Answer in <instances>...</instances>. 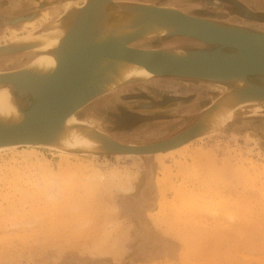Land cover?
I'll list each match as a JSON object with an SVG mask.
<instances>
[{"label": "rangeland", "instance_id": "rangeland-1", "mask_svg": "<svg viewBox=\"0 0 264 264\" xmlns=\"http://www.w3.org/2000/svg\"><path fill=\"white\" fill-rule=\"evenodd\" d=\"M148 1H156L157 4H152L159 6L175 5L190 15L195 14L194 16L264 32V0ZM28 4L30 0H0V33L3 34L7 26L19 27V24L12 20L35 8L31 4L28 8ZM245 11L253 13L255 17H247L244 15ZM38 13L40 12L36 14ZM49 14L50 18L56 16L52 11ZM180 40L184 45L187 43L186 37ZM9 60L6 59L5 63ZM166 78L164 81L146 84L137 89H122L106 99L98 98L86 106L82 113L88 123L102 125L112 138L122 143L141 145L174 136L193 122L197 117L196 106L209 100V95L203 94V89L192 86V82L185 78ZM170 79L174 81L170 82ZM250 80L254 82L252 78ZM198 96L202 97L200 101L195 99ZM31 103L32 100L26 93L20 106L22 104L26 109ZM144 116L150 118L146 119ZM237 118L204 140L194 141L190 147L191 150L200 146L204 150L212 149L217 160L219 159L218 162L229 158L228 161L230 160L229 163L233 166L238 165L239 163H236L239 160L240 164L246 166L251 188L242 186L243 182L240 181L234 197H239L240 202L245 201L241 199L246 196L251 197L252 201H246L254 212L247 222L237 216L225 214L218 199L213 200L218 205H211L209 212H205L204 207L199 213L191 212L181 206L182 202L188 199V195L178 196L168 187L169 184H186L196 195L200 194L203 189L199 188L198 178L204 174L209 176V170H216L215 167L208 166L205 171L197 167L196 173L187 172L186 177H179L177 175H180L181 171L171 158H167L165 162L170 166L171 178L167 184L158 186V183H161L158 178L162 177L151 156H145L143 160L138 157L140 162L135 163L133 158L126 155L98 154L94 158L78 155L77 160L70 159L71 164L84 165L85 170L73 169L70 179L75 189L80 193V188L84 185L101 186L99 185L100 191L96 190V195L87 197V194H83L86 196V203L83 197L81 200L88 217H76L78 220L74 221V225L82 226L84 220H91L84 222L86 225L82 227H62L58 233L55 230L49 232L45 225L32 221L28 216V224H14L20 213L27 209V205L14 200L12 188L0 181V253L3 254L0 256V264H210L212 260L215 264H264V197L260 194V188L264 186V172L259 175L247 162L251 159L253 164L261 167V171L264 170V120ZM246 134L253 135L256 143L246 140ZM40 151L50 165L56 166L59 162L56 151L46 148H40ZM8 158L6 153L1 152L0 164L5 163ZM186 158L187 156H184V160H181L190 163ZM218 166L221 171L222 165L219 163ZM189 169H194V166L189 165ZM96 170L103 174V179L89 178L90 171ZM4 172L8 173L9 170L0 169V176H3ZM8 177L13 179L11 172L5 176ZM27 177L28 174L25 179ZM37 177L39 182L41 175L37 174ZM25 179L21 180L22 185ZM121 181H129L130 186L123 187ZM178 212L195 218L193 222L194 218H189L190 224L194 226L192 230L211 233V238L206 236L204 240L199 241L203 251L208 254L206 258H210L209 262L192 253H186V244L178 236L167 232V228L159 222L162 216L176 218ZM72 213L74 212L68 210L65 216L72 217ZM92 213L93 216L90 215ZM243 223L253 228H247ZM180 225L182 226L181 222H176V227ZM254 231L258 233L257 236L249 244L243 243L247 235ZM241 233L244 234L240 236Z\"/></svg>", "mask_w": 264, "mask_h": 264}, {"label": "bare ground", "instance_id": "bare-ground-1", "mask_svg": "<svg viewBox=\"0 0 264 264\" xmlns=\"http://www.w3.org/2000/svg\"><path fill=\"white\" fill-rule=\"evenodd\" d=\"M142 1L145 3H141ZM152 3L155 2L148 0H30L31 6L35 8L30 12L20 14L19 17H13L12 21L19 24V27L7 26L6 29L4 28L3 34L0 33V128L18 125L24 119V108L22 104L21 106L17 104L14 95L19 96L20 102L22 97L7 76L11 74L12 76H23L32 82L45 79L54 73L65 55L72 51L87 47L122 44L143 51H153L162 55L181 58L190 55L192 50H201L191 49L184 45L180 40L182 37H189L193 41L198 40L208 45L209 47L204 50L219 46V44L207 43L192 36L178 34L177 22L166 14V11H178V7L175 5L159 6ZM30 4H28V8ZM147 7L153 8L150 10ZM35 9L36 11H34ZM50 11L54 12L56 16L50 18ZM37 12L40 13L36 14ZM6 24L10 23L6 22ZM136 42H141V46L132 45ZM6 59H10L8 63H5ZM90 62L85 85H94L97 93L91 95L80 107L62 118L48 140L38 143L0 145V153L4 152L9 157L5 163L0 164V169L9 170L8 173L4 172V175L0 176V181L12 188L14 200L27 205V209L22 211L20 217L16 218L17 221L13 223L28 224V220H26L28 216V218H32V221H38L40 225H45L49 232L55 230L57 233L62 227L67 229L72 226H74L73 228L85 226L86 223L84 224V222L91 219L81 220L83 221L82 226L74 225V221L82 219L80 216H83L84 219L88 215V212L85 214L84 196L86 194L87 197L96 195V190L99 189L100 191V184L84 185L80 188V191L83 192H80L81 196L78 189H75L70 176L73 175L74 168L79 169V171H84L85 168L84 165L71 164L70 159L74 160L78 155L96 157L95 155L103 150L100 138L106 137L110 133L105 131L102 125L97 126L88 123L82 110L98 98L106 99L109 95L120 92L122 89H135L152 83L160 77L185 78L192 82V86L203 89L204 93L207 92L209 100L202 105H197L195 110L197 117L202 115L200 123L203 125V130L180 145L161 149L152 154L115 155H126V157L133 158L135 163L140 162L138 157L143 160L145 156H151L158 165L162 177L158 178L161 182L158 183V186H162L163 183L167 184L171 178L170 166L165 162L167 158H171L178 170L181 171V174L177 175L179 177L184 175L186 177L187 172L188 174L190 172L196 173L197 167L204 171L208 166L209 168L215 167L216 170H209V176L204 174L198 178L199 188L203 189L200 194L196 195L193 189L186 187V184H179V186L169 184L168 187L178 196L188 195V199L183 201L181 206H185L191 212L199 213L203 207L205 212H209L211 205H218L213 200L218 199L225 214L237 216L247 222L252 216L251 213L254 212L250 203L246 201L247 199L252 201L251 197L246 196V198L241 199L245 200L243 202L238 201L239 197H234L235 189L239 187L240 181L243 182L242 186L251 188L250 175L247 173L246 166L240 164V160L236 163L240 165L233 166L229 163V158L218 162L219 159L217 160L214 151H211L212 149L204 150L200 146L191 150V144L213 135L219 128L233 120L235 121L237 117L264 120V94L254 93L249 89L250 84L248 83V79L254 76L260 81L254 82L255 85L264 87V72L251 76L196 78L186 75H160L141 63L125 58L109 57L105 54L96 56ZM12 64L16 65L9 67ZM144 117L150 118L149 116ZM247 134L245 139L256 143V138ZM174 136L147 144L161 142ZM40 148L57 152L60 160L56 166L50 165ZM184 156H187L190 163L181 160ZM247 162L251 164L250 168L254 171L257 170L259 175L264 172L257 164H253L251 159ZM247 162L245 163L247 164ZM79 163L81 164V162ZM219 163L222 165L221 171H219ZM189 165H193L194 169L188 170ZM255 166L257 167L254 168ZM10 172L13 179L5 178ZM26 174L28 177L25 179ZM37 174L41 175L39 182ZM23 178L25 179L24 185L21 184ZM89 178L103 179V174L97 170L90 171ZM125 182L121 181L120 184H123L125 188L129 187L130 182ZM260 190L261 196L264 197V186ZM83 194L85 195L83 196ZM255 194L260 196L258 193ZM81 197H83V201ZM85 201L84 203H86ZM67 209L74 212L72 217L67 218L65 216ZM90 215L93 216V213ZM177 216L176 218L173 216V220L170 217L162 216L159 222L167 228V232L178 236L186 244V253H192L209 262L210 258H206L208 254L203 251L199 241L204 240L206 236L211 238V233H203L202 231V233H198L192 230L194 226L190 224L191 219H189L192 216L186 217L181 212H178ZM7 219L9 220V218ZM176 222H181L182 226L176 227ZM246 225L247 228H253L248 224ZM244 233H241L240 236ZM257 234L255 231L250 232L246 241L242 242L249 244ZM213 262L214 260L210 261V264H215Z\"/></svg>", "mask_w": 264, "mask_h": 264}, {"label": "water", "instance_id": "water-1", "mask_svg": "<svg viewBox=\"0 0 264 264\" xmlns=\"http://www.w3.org/2000/svg\"><path fill=\"white\" fill-rule=\"evenodd\" d=\"M152 9L153 7H147ZM183 11H166L177 22V33L192 36L207 43L219 44L210 50H192L190 55L175 58L153 51H143L122 44L87 47L67 53L54 73L45 79L30 81L23 76L8 75L19 93L32 100L24 109V119L18 125L0 128V145L38 143L48 140L62 118L80 107L97 93L94 85H85L90 61L105 54L143 64L160 75H182L196 78L251 76L264 72V32L220 21L194 17ZM169 16V17H170ZM223 48H232L224 51ZM249 89L264 94V87L250 79ZM201 116L178 135L152 144L128 145L110 135L100 138L103 150L97 154H152L184 143L203 130Z\"/></svg>", "mask_w": 264, "mask_h": 264}, {"label": "flooded vegetation", "instance_id": "flooded-vegetation-1", "mask_svg": "<svg viewBox=\"0 0 264 264\" xmlns=\"http://www.w3.org/2000/svg\"><path fill=\"white\" fill-rule=\"evenodd\" d=\"M155 3H156V1H155ZM158 3V2H157ZM156 3V4H157ZM3 5H5V4H3ZM168 5V4H167ZM195 15V14H194ZM244 15H247V17H251V18H254L255 16H254V14L252 13V14H250V12H247V11H245L244 12ZM259 32V31H258ZM186 40H187V43L185 44L187 47H189V48H197V49H206V48H208L209 46L208 45H206V44H204V43H201L200 41H193L192 40V42H190V40L191 39H189L188 37H186ZM189 41V42H188ZM141 46V42H136L135 43V46ZM191 45H193V47L191 46ZM225 51H232L233 49L232 48H225L224 49ZM164 79V77H160L159 79H157L156 81H154V82H152V83H156V82H159V81H164L163 79ZM168 78V77H167ZM172 78V77H171ZM252 78V80L254 81V82H260L259 81V79L258 78H256V77H251ZM173 80H171L170 79V82H172ZM180 83V82H179ZM148 84H151V83H148ZM142 87V86H141ZM138 88H140V87H138ZM135 89H137V88H135ZM203 92V94H207V92H205L204 93V90L202 91ZM201 92V93H202ZM26 95V93H22V95H20V97H23V96H25ZM14 98L16 99V101H17V104H20V99H19V96H16V95H14ZM202 98V97H201ZM201 98L199 99V96L198 97H196L195 99H198L199 101L201 100ZM194 99V100H195ZM164 139H166V138H164Z\"/></svg>", "mask_w": 264, "mask_h": 264}]
</instances>
